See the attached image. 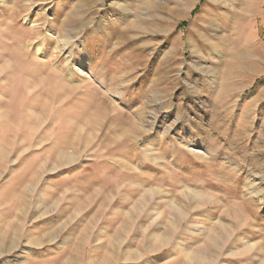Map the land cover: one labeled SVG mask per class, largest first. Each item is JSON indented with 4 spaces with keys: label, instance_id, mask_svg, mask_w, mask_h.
<instances>
[{
    "label": "rangeland",
    "instance_id": "374dc122",
    "mask_svg": "<svg viewBox=\"0 0 264 264\" xmlns=\"http://www.w3.org/2000/svg\"><path fill=\"white\" fill-rule=\"evenodd\" d=\"M0 264H264V0H0Z\"/></svg>",
    "mask_w": 264,
    "mask_h": 264
}]
</instances>
